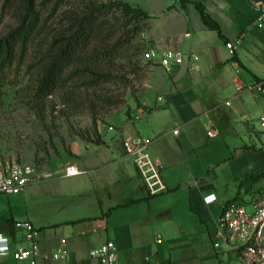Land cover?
Segmentation results:
<instances>
[{
    "label": "crops",
    "instance_id": "1",
    "mask_svg": "<svg viewBox=\"0 0 264 264\" xmlns=\"http://www.w3.org/2000/svg\"><path fill=\"white\" fill-rule=\"evenodd\" d=\"M122 1L148 12L146 35L152 46L194 52L200 69L189 70L184 64L168 71L159 65L163 78L154 96L136 107L131 118L120 119L118 125L105 130L98 127L103 144L87 141L64 166L36 168V182L19 194H3L8 200L0 205V218L30 221L41 231L38 264H107L103 258L92 257L91 251L108 241L117 247L115 264H212L238 257L236 251L214 247L215 233L225 204L248 199L251 191L239 187L237 196L230 199L220 191L216 179L221 163L232 167L229 179L239 186L246 176L264 172L259 164L262 153L253 145L225 144V139L237 135L238 120L249 119L245 97L258 101L264 95V70H259L264 69V35L255 26L251 0H189L185 6L181 0ZM196 1L204 4L223 37L204 24ZM230 41H239L233 54L226 46ZM256 84H262L263 90H246ZM213 124L216 137L208 135ZM128 132L152 139L149 150L163 165L165 192H149L124 150L123 136ZM210 144L227 148L228 156L217 165L216 160L208 161L209 167L201 173L199 153ZM71 164L84 173L66 177L64 170ZM262 182L264 179L254 186ZM187 188L190 200L180 202L181 212L170 210L166 201L157 198ZM213 194L216 201L207 204L205 197ZM130 200L135 202L125 204ZM187 221L200 222L204 230H190ZM23 232L15 228L11 234L0 224V233L16 243H21ZM62 239L70 254L66 262L52 259ZM2 264L29 263L15 261L10 255Z\"/></svg>",
    "mask_w": 264,
    "mask_h": 264
},
{
    "label": "trees",
    "instance_id": "2",
    "mask_svg": "<svg viewBox=\"0 0 264 264\" xmlns=\"http://www.w3.org/2000/svg\"><path fill=\"white\" fill-rule=\"evenodd\" d=\"M189 0H181L183 6ZM204 24L223 37L219 24L202 2H195ZM15 22L0 37V103L12 81L26 69L32 99L45 102L59 95L61 104L75 111L89 110L93 129L83 139L103 144L99 134L100 110L108 112L125 104V95H113L112 85L127 91L132 85V68L121 74L122 52L141 40L149 29L150 15L122 0H0V18ZM264 179V172L246 176L240 187L251 190ZM135 200L127 201L132 204ZM11 234L13 219L0 218Z\"/></svg>",
    "mask_w": 264,
    "mask_h": 264
},
{
    "label": "rangeland",
    "instance_id": "3",
    "mask_svg": "<svg viewBox=\"0 0 264 264\" xmlns=\"http://www.w3.org/2000/svg\"><path fill=\"white\" fill-rule=\"evenodd\" d=\"M15 22L9 17L0 18V37L5 36L14 27ZM148 31V30H147ZM145 31V32H147ZM152 46V42L147 35L141 34V40L125 49L118 59L121 74H127L132 68L137 69L138 74H130L133 80L131 87L124 91L119 85H112L113 95H125V104L118 108H112L108 112L103 109L98 115V127L103 130L118 125V120L131 118L132 111L136 107H141L146 98L154 96L157 86L161 85L162 68L148 61L144 54ZM264 66V58L262 59ZM261 62V61H260ZM259 62V63H260ZM260 71L264 69H259ZM261 71V72H262ZM264 79V74L262 75ZM10 85L3 101L0 103V151L9 159L30 165L35 168H52L64 166L75 156V151L79 145L89 144L80 135L90 136L93 129V115L89 110L75 111L69 106L61 104L59 95L51 97L45 102H36L32 99L29 89V75L24 69L20 75H11ZM249 107V119L240 118L237 124V135L225 139V144L239 142L240 145H253L260 151L259 164L264 170V129L261 127V116H264V95L259 100L253 97H245ZM259 103V104H258ZM261 103V104H260ZM249 121V122H248ZM247 126L252 131H250ZM124 137V136H123ZM211 142H215L212 140ZM221 145V144H220ZM227 148H220L215 144H210L200 150V171L205 173L209 167L208 161L217 165V162L224 160L228 155ZM255 164L252 163V166ZM216 182L220 186L223 195L230 199L237 196L239 182L232 181L230 174L232 167L221 163L217 166ZM259 185V184H258ZM254 186L252 194L264 187V183ZM244 194V193H243ZM190 189H180L173 195L171 193L159 196V201H166L170 210H182L181 201L190 200ZM249 196V197H250ZM248 197V198H249ZM156 198V199H157ZM7 196L0 195V205L6 203ZM189 229L198 233L204 230L203 225L198 221L186 222ZM212 264H243L236 255L229 259L225 257L223 263L215 262Z\"/></svg>",
    "mask_w": 264,
    "mask_h": 264
},
{
    "label": "built area",
    "instance_id": "4",
    "mask_svg": "<svg viewBox=\"0 0 264 264\" xmlns=\"http://www.w3.org/2000/svg\"><path fill=\"white\" fill-rule=\"evenodd\" d=\"M251 6L256 12L255 26L264 35V0H251ZM147 32H143L146 36ZM239 41L226 44L233 54ZM148 61H152L166 70L189 65V70H199V57L194 52H187L179 48H159L151 46L144 54ZM245 87H239L244 90ZM263 90L262 84L250 85L246 90ZM230 105V102L226 103ZM264 127V116L261 117ZM208 135L216 137L218 131L213 124ZM179 130L174 133L178 134ZM152 139L139 133H125L123 147L138 168L151 195H157L167 190L162 178L163 165L150 153ZM75 164L68 165L64 170L66 177L83 174ZM39 179L36 168L9 159L0 151V194L16 195L25 190L31 183ZM251 195V193H250ZM205 202L211 204L216 201V195L205 197ZM15 228L23 229L21 243H16L10 236L0 233V264L12 256L15 261L38 264L41 257V231L30 221H18ZM215 248L226 247L236 251L243 264H264V187L257 190L248 199H235L227 202L219 218L218 229L215 233ZM158 237L157 241H160ZM69 249L65 239L60 241L59 247L52 255L58 262L69 259ZM91 256L103 258L107 264H115L118 260L115 242L108 241L101 247L91 251Z\"/></svg>",
    "mask_w": 264,
    "mask_h": 264
}]
</instances>
